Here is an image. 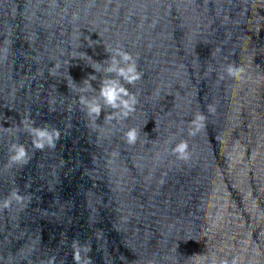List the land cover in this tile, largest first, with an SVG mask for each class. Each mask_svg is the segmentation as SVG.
<instances>
[{
    "label": "water",
    "instance_id": "water-1",
    "mask_svg": "<svg viewBox=\"0 0 264 264\" xmlns=\"http://www.w3.org/2000/svg\"><path fill=\"white\" fill-rule=\"evenodd\" d=\"M0 264H264V0H0Z\"/></svg>",
    "mask_w": 264,
    "mask_h": 264
},
{
    "label": "clouds",
    "instance_id": "clouds-1",
    "mask_svg": "<svg viewBox=\"0 0 264 264\" xmlns=\"http://www.w3.org/2000/svg\"><path fill=\"white\" fill-rule=\"evenodd\" d=\"M111 96H112L113 99H115V93L114 92L111 93Z\"/></svg>",
    "mask_w": 264,
    "mask_h": 264
}]
</instances>
